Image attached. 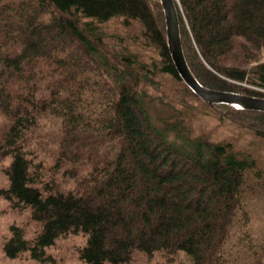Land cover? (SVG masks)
<instances>
[{
	"label": "trees",
	"instance_id": "16d2710c",
	"mask_svg": "<svg viewBox=\"0 0 264 264\" xmlns=\"http://www.w3.org/2000/svg\"><path fill=\"white\" fill-rule=\"evenodd\" d=\"M174 2L195 78L264 97V0ZM144 96L172 109L163 125ZM5 158L0 195L39 223L31 237L10 224L9 256L45 259L46 246L81 233L84 264L136 251L262 264L264 111L209 104L186 85L160 0H0Z\"/></svg>",
	"mask_w": 264,
	"mask_h": 264
},
{
	"label": "rangeland",
	"instance_id": "374dc122",
	"mask_svg": "<svg viewBox=\"0 0 264 264\" xmlns=\"http://www.w3.org/2000/svg\"><path fill=\"white\" fill-rule=\"evenodd\" d=\"M114 22H109L108 27L113 30ZM260 59L264 61V51H262ZM252 87L253 85H247ZM255 88V87H254ZM143 105L149 111L151 118L155 124L161 126L162 116H168L172 113V109L160 103L158 100L144 96L142 98ZM169 137H171L169 135ZM8 161L5 158L0 163V187L7 185V177L2 170V165ZM261 210L259 204H256V212ZM261 218V220H260ZM10 224L21 225L27 237H31L39 228V223L30 218L28 209L18 210L10 207L7 200L0 195V264H84L78 258V247L84 242V235L81 233L69 234L66 237L56 239L54 244L45 247V259H36L30 256L28 251H24L16 256H9L5 253L3 243L10 234ZM253 225L257 232L264 233V211H259L258 216L253 218ZM186 257L179 253L175 260L169 261L160 253H155L151 257H147L144 253L136 251L130 261L123 263L105 262L104 264H185ZM264 264V258L262 261Z\"/></svg>",
	"mask_w": 264,
	"mask_h": 264
},
{
	"label": "water",
	"instance_id": "95a60500",
	"mask_svg": "<svg viewBox=\"0 0 264 264\" xmlns=\"http://www.w3.org/2000/svg\"><path fill=\"white\" fill-rule=\"evenodd\" d=\"M160 3L164 14L168 50L178 74L186 85L209 104L227 103L239 109L264 111V97L209 88L195 78L182 50L175 2L160 0Z\"/></svg>",
	"mask_w": 264,
	"mask_h": 264
}]
</instances>
